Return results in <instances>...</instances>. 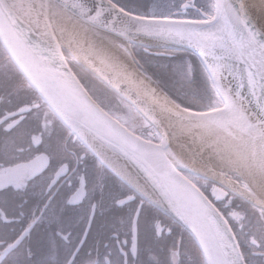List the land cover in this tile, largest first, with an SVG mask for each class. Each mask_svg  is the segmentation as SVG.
I'll use <instances>...</instances> for the list:
<instances>
[{
    "label": "snow or ice",
    "instance_id": "1",
    "mask_svg": "<svg viewBox=\"0 0 264 264\" xmlns=\"http://www.w3.org/2000/svg\"><path fill=\"white\" fill-rule=\"evenodd\" d=\"M0 264H264V0H0Z\"/></svg>",
    "mask_w": 264,
    "mask_h": 264
}]
</instances>
